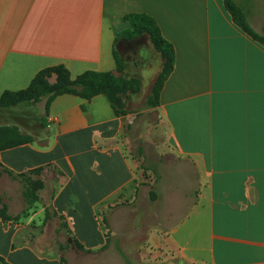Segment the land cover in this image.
I'll return each mask as SVG.
<instances>
[{
	"label": "crops",
	"instance_id": "crops-1",
	"mask_svg": "<svg viewBox=\"0 0 264 264\" xmlns=\"http://www.w3.org/2000/svg\"><path fill=\"white\" fill-rule=\"evenodd\" d=\"M255 1L235 0L252 28ZM130 14L153 18L175 50L157 110L166 148L198 180L195 203L165 233L174 264H264V47L234 23L224 0H0V99L57 66L73 80L117 73L114 52ZM28 113L0 110V127L35 140L0 153V208L16 217L28 207L17 187L29 175L44 185L33 191L38 205L86 250L102 249L98 208L136 189L124 120L106 96L59 97L44 124L43 108ZM23 228L0 220V259L60 264L29 244L14 248Z\"/></svg>",
	"mask_w": 264,
	"mask_h": 264
},
{
	"label": "rangeland",
	"instance_id": "rangeland-1",
	"mask_svg": "<svg viewBox=\"0 0 264 264\" xmlns=\"http://www.w3.org/2000/svg\"><path fill=\"white\" fill-rule=\"evenodd\" d=\"M250 7L257 16L251 19L253 29L264 37V2L257 0ZM116 53L122 60L123 69L116 70L114 76L131 83L118 96L115 110L124 120L121 140L136 168L135 192L117 206L98 208V222L107 237L102 249H80V243L66 223L38 202L19 210L16 223H23V238L14 248L29 244L49 257L59 259L60 264H63L61 258L66 259V264H174L173 250L167 247L165 233L195 203L198 180L194 173L190 179L186 165L176 161L166 148L165 127L157 108H152L148 102L163 68L162 56L146 35L131 41L119 39ZM47 78L51 83L56 76L50 73ZM43 107L44 102L26 101L0 110L19 109L23 115H28L32 108ZM19 183L23 187L18 185L19 192L44 187L41 181L36 183L29 175ZM28 183L32 184L28 186ZM0 264L5 263L0 261Z\"/></svg>",
	"mask_w": 264,
	"mask_h": 264
},
{
	"label": "trees",
	"instance_id": "trees-1",
	"mask_svg": "<svg viewBox=\"0 0 264 264\" xmlns=\"http://www.w3.org/2000/svg\"><path fill=\"white\" fill-rule=\"evenodd\" d=\"M224 5L228 13L232 16L234 23L249 37L264 47V37L256 33L251 27L246 18L244 9L237 5L235 0H224ZM124 20L130 27L119 35L117 41L119 39L131 41L138 36L146 35L149 37L156 51L163 58L164 64L162 71L154 83L151 92L152 95L148 101L152 108H158L160 105L161 92L174 70L175 50L173 46L164 39L157 22L150 16L145 14H130L126 16ZM114 59L116 70L121 71L123 69V63L116 52H114ZM50 73L56 76V82L54 84L48 82L47 76ZM130 84L131 83L118 79L111 72H86L73 80L70 72L64 66H57L40 72L28 89L17 93L5 92L0 99V108L9 109L26 101H33L35 103L44 102V115L40 119V122L44 124L46 118L49 116L51 105L59 97L71 95L86 101H92L96 97L106 96L111 102L116 116H118L115 110V102H119L118 96L123 94ZM34 141L32 136L24 134L18 127H0V153L32 144ZM37 173L39 174L41 172L38 171ZM31 184L32 183H28V186ZM23 197L29 208L38 202L37 195L29 189L24 190ZM1 204H3V202L0 197V205ZM0 220L4 223L16 222L19 220V217H12L9 214L8 206L4 204L3 208H0ZM79 248L85 249L82 244L79 245ZM0 261L5 263L3 259H0ZM61 261L63 264L67 263L65 258H61Z\"/></svg>",
	"mask_w": 264,
	"mask_h": 264
}]
</instances>
